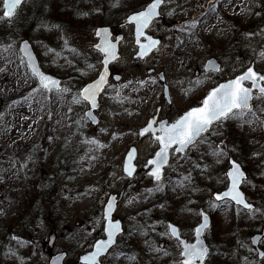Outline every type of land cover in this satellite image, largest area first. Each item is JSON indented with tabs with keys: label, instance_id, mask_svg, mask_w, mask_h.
<instances>
[{
	"label": "rangeland",
	"instance_id": "rangeland-1",
	"mask_svg": "<svg viewBox=\"0 0 264 264\" xmlns=\"http://www.w3.org/2000/svg\"><path fill=\"white\" fill-rule=\"evenodd\" d=\"M149 1L25 0L14 17L6 20L0 0V118L8 120L3 111L8 101L15 105L8 109L11 129L0 130V167L14 166L20 141L27 133V146L36 142L48 160L59 154V146L63 156L57 158L50 177L44 172L37 175L38 181L44 180V187L49 179L52 189L49 195H41L39 209L27 227H13V232L2 233L4 221L20 210L21 196L0 205V264H48L51 255L61 251L68 254L64 264H81L79 256L103 237V207L109 194L123 187L125 195L115 217L124 222L126 230L102 264H181L180 244L170 238L166 222L180 225L184 236L192 240L200 208L212 216L206 238L215 255L207 264H249L255 261L252 257L257 260L250 237L264 229L263 97L256 98L250 117L231 118L185 155L174 157L165 180L159 184L143 169L156 143L151 138L138 146L136 143L137 129L144 118L140 105L156 101L159 86L146 73L150 64L132 60L136 48L131 25L119 29L125 40L116 67L125 76L121 83L112 81L102 95V122L98 126L89 123L84 115L85 103L74 102L80 87L95 78L101 68L100 55L93 49L95 28L115 27L129 12L143 8ZM59 3L75 5L72 7L78 13L71 23L48 24L58 30L50 37L56 39L55 46L50 42L47 46L36 25L49 6L53 14ZM163 12L173 23L164 24L163 32L188 29L187 41L193 54L204 53L198 47L205 40L219 43L224 49L225 73L235 71V61L247 66L252 60L258 70L264 71V0H168ZM194 16L193 21L188 19ZM180 22H185L184 26ZM23 39L32 43L46 71L65 77L61 89L68 91L46 93L39 88L19 54ZM166 47L159 54L166 56ZM169 63L172 66V60ZM5 107L7 110L9 106ZM131 145L138 148L139 171L127 180L122 162ZM221 151L225 154H214ZM39 156L44 160L42 154ZM229 156L240 161L249 174L243 190L256 204L254 212H244L229 202L215 203L211 197L227 185ZM28 169L37 174L32 164ZM16 175L17 171H6L4 179L15 180ZM51 234H55L52 246ZM261 247L264 249V238ZM258 262L264 264V260Z\"/></svg>",
	"mask_w": 264,
	"mask_h": 264
},
{
	"label": "snow or ice",
	"instance_id": "snow-or-ice-1",
	"mask_svg": "<svg viewBox=\"0 0 264 264\" xmlns=\"http://www.w3.org/2000/svg\"><path fill=\"white\" fill-rule=\"evenodd\" d=\"M22 0H4V17L11 18L18 5ZM163 0H153L151 4L147 6L144 11H140L135 15L129 17V22L135 24V31L137 41L144 35V29H146L153 18L158 15L157 8ZM195 26V25H193ZM97 36L101 37L100 43L95 45V48L103 53V65L104 71L99 74V78L93 83L83 87L80 91L79 98H74V102L79 103L81 100L91 104L93 108L97 107L96 97L103 90V86L107 83L108 68L107 65L110 61L117 59L115 44L109 39V34L106 29L100 30ZM148 40L147 44H141V55L154 48L159 41L153 40L150 37H145ZM29 55V62L33 70V74L39 78L40 86L48 89L56 88L57 91H68L67 89H60L59 82L46 76L32 63V57L28 53V45L25 43L22 49ZM90 67H92L90 65ZM215 70H219L218 68ZM251 81L252 87L256 88L260 81H264V75H259L249 68L244 74L238 76L234 80H230L226 84H221L216 88H213L207 97L203 100L201 107H195L181 116L175 123L170 125L162 123L159 129L160 135L156 136L153 130L155 121L149 122V124L140 131L139 135H145L146 133H152L156 140L161 145L160 150L155 153L153 159L148 163L154 165L151 175L160 181L162 178L163 166L168 163V150L175 145V151L183 152L190 145H195L197 139L207 132L216 122H222L224 119L229 118H241L246 113L251 112L249 104L252 98L251 89L245 87L244 82ZM260 94L264 96V86L258 88ZM90 115V114H89ZM95 143V141H93ZM135 153V149H132L129 153V160ZM216 155H224L223 151L214 153ZM129 175L132 174L133 169L129 166L125 169ZM230 179L231 186L223 194H217L216 199L221 200L225 197H230L238 204H243L245 208L251 209V205L244 202L243 195L238 191V186L242 180H244V173L240 169V165L235 161L232 162V168L226 173ZM185 179H188L185 177ZM113 201L115 198H112ZM113 209V203L109 202L107 207L106 216L110 215ZM204 225L201 228L207 226V217H204ZM120 231V225L113 223L109 220V228L107 232V240L97 242L95 245L96 251L89 256L84 257L87 264H97V258L108 250L114 243L115 235ZM171 235L179 240L178 229L175 226H170ZM197 241L194 244H188L184 241H180L183 245L181 255L183 257L181 264H204V260L208 255V249L205 248L202 242L199 240L201 229L198 228ZM264 255V253H262Z\"/></svg>",
	"mask_w": 264,
	"mask_h": 264
},
{
	"label": "flooded vegetation",
	"instance_id": "flooded-vegetation-1",
	"mask_svg": "<svg viewBox=\"0 0 264 264\" xmlns=\"http://www.w3.org/2000/svg\"><path fill=\"white\" fill-rule=\"evenodd\" d=\"M212 1L213 0H210V2ZM167 2L168 0H165V5L167 4ZM165 5L163 7H165ZM163 7L161 9L162 16L159 17L155 22H153L150 25V27L147 29V36L153 40L159 41V43L157 44L158 45L157 48L144 57H140V56L136 57V55L139 53V50H138V45H136V43L133 41L134 42L133 45L136 48V51L133 54V59H132L137 64H150V66L146 67V73L149 77L153 79V83L156 86H159L158 97L156 98V101L153 102L152 100H149L148 102L140 105L142 107V111H143L142 116L144 118H143V123L137 129V133H138L140 128L145 127L151 121H155V124L153 125V130L155 131L156 136L161 134L159 132V129L162 123L170 125L172 124V122H175L184 112L194 107L201 106L203 100L205 99V97L208 95V93L212 88L216 87L225 80L235 77L236 75L244 71L245 68L248 67V65L241 66L239 62L235 61L233 64V68L235 71L232 73L229 70L226 71L225 73V66L223 64L224 59L222 55L224 49L221 48L219 43L212 42L211 40L203 41V45H200L198 47V49H202V52H204L203 54L195 55L192 52H190L191 44H189V41H187L190 33L188 29H185V27H183L181 29V32H176V31L175 33L163 32L164 24L167 23L169 26L172 24L173 26L171 19H168L165 16L166 12H163ZM204 9L206 10L207 7H205ZM194 18L195 16L188 19L190 21H193ZM180 23L182 26H184L185 22H180ZM126 25L127 24L125 23V19H124L121 22H119L117 25H115V27L110 26L113 34L112 37L114 39H116L119 35H122L120 42V51H122L125 36L123 33L119 31V29L125 27ZM145 41L146 38H142L139 40V43H144ZM166 45H167L165 49L166 56H164L163 54H159L161 51H163L162 48L165 47ZM249 50L250 53L253 52L251 46ZM191 57H195V59H192ZM120 58L114 61L113 63H111L110 65V79L107 88L111 85L112 81L116 83H121L124 79L125 75L122 73L121 70L118 71L116 67V62H118ZM210 58H215V60L217 61L215 63L219 64L220 69L218 71H216L214 67H210L208 65V60ZM171 60H172V66L169 63ZM252 62L255 61L252 60L250 64ZM261 72L264 74V71ZM62 80L63 82H65V77H62ZM246 85L251 86L252 82H247ZM165 90H167V93H165ZM254 93H255V97L252 101L251 112L246 113L244 115L245 117H250L252 115L251 113L253 112L254 102L258 97L257 91H255ZM102 95L100 97L99 106L95 110V114L98 116L100 123L102 122L99 116V112L102 109V103H101ZM85 106L87 109L88 105L86 103ZM230 119L231 118L224 119L222 122H216L212 127H210V129L207 131L206 134L202 135L197 139V142L203 137L210 136L214 128H216L218 125L223 124L224 122ZM147 138H151L156 143L157 148L160 146L159 142L155 139L152 133H148L142 139L138 138L136 141L137 146ZM151 156H149L146 159L145 164L147 163V160ZM174 157L177 156H172V149H171L170 162L167 169H169V167L171 166L172 159ZM230 157L232 156H229V158ZM238 162L240 163V161ZM137 163L139 165L138 160ZM240 164L242 165V163ZM151 167L152 166H150L149 168Z\"/></svg>",
	"mask_w": 264,
	"mask_h": 264
},
{
	"label": "water",
	"instance_id": "water-1",
	"mask_svg": "<svg viewBox=\"0 0 264 264\" xmlns=\"http://www.w3.org/2000/svg\"><path fill=\"white\" fill-rule=\"evenodd\" d=\"M23 1H24V0H22V2H23ZM115 1H119V0H115ZM22 2H21V4H22ZM152 2H153V0H151L148 4H146L144 8H142V9H140V10L133 11V12L129 13L128 16L126 17V21H127V23L132 24V25L134 26V37H135V43H136V45H138V50H139V53L136 55V57H139V56H140V57H144V56L150 54V53H151L154 49H156L157 46H158V45H156L154 48H152L151 50L147 51L145 54L141 55V54H140V53H141V44H147V43H148V40L146 39V41H145L144 43H139V42L137 41V36H136V31H135V24L129 22V17H130V16L135 15L136 13H138V12H140V11H144V10L147 8V6H148L149 4H151ZM21 4H20V5H21ZM163 4H164V0H163V3H161L160 6L157 8L158 15L155 16V17L153 18V21L161 16L160 8H161V6H162ZM20 5H18V7H19ZM2 6H3V13H4V11H5V9H4V0H3V5H2ZM18 7H17V8H18ZM17 8H16V10H17ZM16 10H15V12H16ZM3 13H2V16L4 17ZM14 14H15V13H14ZM13 16H14V15H13ZM13 16H12V17H13ZM12 17H11V18H12ZM4 18H5V17H4ZM11 18H10V19H11ZM5 19L10 20L9 18H5ZM153 21H152V22H153ZM152 22H151V23H152ZM151 23H150V25H151ZM150 25H149V26H150ZM149 26H148V27H149ZM148 27H147V28H148ZM147 28L143 30V31H144V35L141 36V37L139 38V40H140L142 37H148V36L146 35V30H147ZM104 29H106V30L108 31L109 39L115 44L117 58L120 57L119 43H120V41H121V35H119L115 40H113V39H112V33H111L110 26H108V25H99V26H97V27L95 28V31H94L95 36H96V38H97V41H96V43L93 45V48L101 54V63H102V67H101V70H100V72L98 73L97 77L94 78L93 80H91V81L85 83V84L82 86V88H83V87H86L88 84H91V83H93L95 80H97V79L99 78V74L102 73V72L104 71V65H103V59H104V56H103V53H101L98 49L95 48V45L98 44V43H100V40H101V37L97 36L96 33H97L98 31H100V30H104ZM25 43H27V45H28V53H30V55H31V57H32V63H33L38 69H39L40 72H42V73L45 74L46 76H49V77H51L52 79L58 81V82H59V88H61V79H60L59 77H57L56 75H53V74L47 73V72L42 68V66H41V64H40V61H39V59H38V56H37V54H36V52H35V50H34L32 44H31V42H30L28 39H23V40L20 42V44H19V52H20L21 56L23 57V59L25 60V63H26V66H27L29 72L34 76V78L36 79L38 85L40 86V81H39V78L33 74V70H32V67H31L30 62H29V55L26 54L25 51L22 50V49L24 48ZM115 60H116V59H115ZM115 60L110 61V62L108 63V65H107V68H108L107 83L103 86V90H102V91L97 95V97H96L97 107L93 108V107L91 106V104L87 102L90 108L85 112V115H86V117L88 118V120H89L92 124H94V125H98L99 122H100V121H99V118L95 115L94 110L97 109L98 106H99V97H100V94L104 91L106 85L108 84V80H109V77H110V64H111L113 61H115ZM215 62H217L215 59H209V60H208V65H209L210 67H214V69H217V68L219 69V64H218V63H215ZM249 68H252L253 71L256 72V73L259 74V75H264V74L258 72V71L255 69V63L253 62V63H252L248 68H246L242 73L236 75V76H235L234 78H232V79H228V80H226V81L220 83L219 85H221V84H226V83H228L230 80H234V79H236L238 76L244 74ZM216 71H217V70H216ZM116 79H117V78H116ZM247 82H251V81H245L244 84H245V87H248V88L251 89V95H252V98L250 99L249 104H250V107H252L251 101H252V99H253V97H254V91L257 90L258 93L260 94L258 88H259V86H264V84H263L264 81H260L259 84H258V86H257L256 88H253L252 85H251V86H247V85H246ZM219 85H217L216 87H218ZM40 87H41V86H40ZM216 87H214V88H216ZM41 88H42V87H41ZM82 88H81V89H82ZM43 89H45V88H43ZM81 89H80V91H81ZM212 89H213V88H212ZM212 89H211V90H212ZM45 90H46L47 92L50 93V92H52L53 90H56V88H52L51 91H49L48 89H45ZM211 90H210V92H211ZM210 92H209V93H210ZM166 93H167V91H166ZM209 93H208V94H209ZM206 97H207V96H206ZM206 97H205V98H206ZM85 102H86V101H85ZM201 106H202V105H201ZM201 106H198V107H201ZM194 108H195V107H194ZM189 110H191V109H189ZM189 110H188V111H189ZM188 111H186V112H188ZM186 112H184L181 116H183ZM89 114H90V115H89ZM181 116H180V117H181ZM180 117H179V118H180ZM179 118H178V119H179ZM178 119H177V120H178ZM177 120H176V121H177ZM176 121H175V122H176ZM175 122H172V123H175ZM146 126H147V125H146ZM146 126H145V127H146ZM145 127L140 128V130H139V132H138V136H139V138H142L143 136H145V135L147 134V133H146L145 135H139L140 131H141L142 129H144ZM209 129H210V128H209ZM205 133H206V132H205ZM205 133H203V134H205ZM160 147H161V145H160ZM172 147H176V146L173 145ZM172 147H171V148H172ZM171 148L168 150V163H167L166 165H164V166H163V169H162V178H161V180H160V181H157V180H156V179L150 174L151 171H152L153 168H154V165H153V167H152L150 170H148V172H147V174H148L149 176L152 177V180H153V182H155V183H157V182H161V181L163 180V178H164V171H165V168L168 166V164H169V160H170V150H171ZM188 148H189V147H188ZM188 148H186L183 152H177V151H175V148H174L173 153H174V155H177V154L185 155V153H186V151H187ZM132 149H135V153H134V155L132 156V159L129 160V153L131 152ZM159 150H160V148H159L156 152H158ZM156 152H155V153H156ZM154 156H155V154H154ZM154 156L151 157L149 160L153 159ZM136 159H137V148H136L135 146H132V147H130V148L128 149V151L126 152V154H125V156H124V160H123V165H122V172H123V174H124L127 178L132 179V178L135 177V175H136V172H137V170H138V166H137L136 163H135ZM149 160H148V161H149ZM233 161H235L237 164L240 165V169H241V171L244 173L245 178H244V180H242V181L240 182V184H239V186H238V191H240V192L242 193L243 198H244V202L247 203V204H249V205H251V209H249V208H245L243 204H238V203H236V202H235L234 200H232L230 197H225V198H223V199H221V200H217V199H216L217 194H223V193L226 192V191L229 189V187L231 186L230 179L227 177V175H226V177H227V179H228L227 187H226L225 189H222L221 191H216V192H214V193L212 194V198H213L217 203H221V202H223V201L229 200V201L232 202L235 206H239V207H241L244 211H247V212L255 211V209H256V205L248 200V198H247V196H246V193H245V192L243 191V189H242V186H243L244 181L248 179V173L243 169L242 165H241L237 160H235L234 158L230 157V158H229V167H228L226 173H227L228 171L231 170V168H232V162H233ZM150 165H152V164L147 163V165L145 166V168H148ZM129 166L133 169L131 175H129L128 172L125 171V169H126L127 167H129ZM124 192H125V190L122 189L119 193H110V194H109V196H108V198H107V200H106V202H105V204H104V207H103V220H104L103 237H100L99 239H97V240L94 242L93 247H92L91 250H89V251H87V252H85V253H83V254H81V255L79 256V260H78L79 263H81V264H87V262L84 260V257L89 256L91 253H93V252L96 251L95 245L97 244V242L102 241V240H107V232H108V228H109V220H111L114 224H115V223H118V224L120 225V231L115 235V237H114V243L111 245V247H109L108 250H107L106 252L102 253V254L97 258V264H101V259H102L103 257L107 256L108 253L110 252V250L113 249V248L115 247V245L117 244L118 237H119L121 234H123V232H124V226H123V222H122V220H121L120 218H114V216H115V214H116V211H117V208H118L119 202H120V201L123 199V197H124ZM112 198H115V200L113 201ZM109 202H112V203H113V209H112L110 215H107V216H106L107 207H108ZM199 214H200V221H199V223H198L197 225H195L194 228H193V235H194V240H193V241L190 242V241H188L186 238H184V237L182 236V234H181L180 227H179L177 224H175L174 222H171V221L167 222V231H168V234L170 235V237H171L172 239L177 240V238L174 237V236H172V235H171V232H170V226H175V227L178 229V233H179V240H177L179 243H180V241H184V242H186V243H188V244H194V243H196V241H197V232H196V230H197L198 228H200V229H201V232H200V235H199V240L202 242L203 246H204L205 248L208 249V255H207V257H206L205 260H204V264H206V263H207V260H208V258H209V256H210V254H211V247L209 246V244H208V242H207V240H206V233H207L208 229L212 226V217H211V215H210L207 211H205V209H203V208L200 209ZM204 217H207V226L201 228V226L204 225V223H205V221H204ZM263 237H264V229L262 230V232L255 233L254 235H252V236L250 237V242H251L252 246H253V247L255 248V250H256L257 258H258L259 261H262V260L264 259V255H262V253H264V250H263V249L261 248V246H260V243H261V240L263 239ZM54 240H55V234H51L50 237H49V245H50V246L53 245ZM180 246H181V251H180V256H181L180 263H181V261H182V259H183L182 255H181L183 245L180 243ZM67 256H68V254H67L66 251L56 252V253H54V254L51 255L48 264H64L65 259L67 258ZM197 264H199V262H197Z\"/></svg>",
	"mask_w": 264,
	"mask_h": 264
},
{
	"label": "trees",
	"instance_id": "trees-1",
	"mask_svg": "<svg viewBox=\"0 0 264 264\" xmlns=\"http://www.w3.org/2000/svg\"><path fill=\"white\" fill-rule=\"evenodd\" d=\"M72 6L75 5L67 3L61 6V4L59 3L56 6V10L53 14L51 6H49L45 10V13H42V19L36 26L39 30H41L43 34L42 42L44 41L47 46L49 42L50 45L55 46L53 44L56 39L52 41L50 37L51 33L58 30V28H55L54 25L48 27V24L61 23L62 21H69L70 23L73 22L76 12L78 13V9ZM17 101L18 100H15L13 102ZM23 103L26 104L25 102ZM6 105L7 107L9 106L7 110L5 107ZM6 105L3 107L5 109L3 111H5V116L8 118V120H10L9 117H11V113L8 109H10V106L11 108H13L15 105L12 103L10 104L9 101L8 103H6ZM1 118L3 120V123L0 125V130L9 131V129H11L9 121L3 116ZM36 131L38 132L39 129L37 128ZM27 136L28 133L23 137V140L20 141L21 144L19 145V154L17 160L14 161V166L12 164L13 167L9 165L0 167V205H2V203L7 204V202L12 201V199L17 195L21 196L19 200L21 203L20 210L17 213H11V216H9V218L4 221L3 225H5V228L2 230V233L13 232L11 230L13 227H27L28 221H31L30 217H32L34 212L39 209L37 205L40 200H42L41 195H49L50 189H52V186H49V179L46 180V187H44L42 186L44 185V180L43 182L38 181L37 175L39 174L40 176H42V172H44V174H48L47 177H50L52 175V171L54 170L53 166L55 167V165H57L58 163L57 158L59 157V160L60 158H63V156H61L62 154H60L62 153V148L61 146H59V156L55 154L53 158H49V160H51L49 161L48 158H46V153L42 150V148H39L37 146L36 142L32 143L31 147L27 146V144L30 143L29 141H26ZM25 154H27V156L24 158ZM39 154H42L44 156V160L39 156ZM31 164L33 171L37 173L35 174L36 176L33 175L28 169ZM12 170L17 171L15 180H5L4 177L6 176V171L12 172ZM28 194H31L30 197H28ZM16 228H14V230ZM213 255H215L214 251H212L211 258L213 257ZM251 259L255 261H253L252 263L249 262V264H260L255 258L252 257Z\"/></svg>",
	"mask_w": 264,
	"mask_h": 264
}]
</instances>
